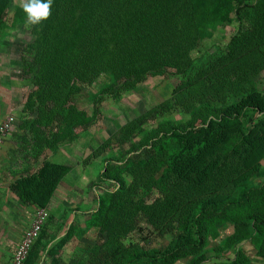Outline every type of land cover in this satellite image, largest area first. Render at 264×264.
I'll return each instance as SVG.
<instances>
[{
	"label": "trees",
	"instance_id": "trees-1",
	"mask_svg": "<svg viewBox=\"0 0 264 264\" xmlns=\"http://www.w3.org/2000/svg\"><path fill=\"white\" fill-rule=\"evenodd\" d=\"M235 22L247 26L241 23L244 29L226 54L194 77L197 90L188 100L199 107L188 120L162 118L172 109L160 106L119 131L120 144L131 145L119 149L117 160H107L102 179L114 188L98 197L78 235L98 234L93 245H85L100 251L102 264H203L236 248L229 264H251L242 244L264 264V96L256 84L264 70V0H53L49 18L29 24L37 36L30 47L50 60L41 107L68 129L58 146L72 143L77 128L94 122L72 104L82 85L109 75L112 83L103 93L128 92L168 70L185 76L195 67V49ZM24 23L22 7L0 0V34ZM246 111L254 115L251 128L241 120ZM67 172L45 161L13 189L24 203L47 208ZM257 178L262 182L255 184ZM47 228L46 223L24 264H34L46 250ZM75 229L72 223L48 253H59ZM176 229L169 245L150 248L155 235ZM217 240L218 246L209 247Z\"/></svg>",
	"mask_w": 264,
	"mask_h": 264
},
{
	"label": "rangeland",
	"instance_id": "rangeland-1",
	"mask_svg": "<svg viewBox=\"0 0 264 264\" xmlns=\"http://www.w3.org/2000/svg\"><path fill=\"white\" fill-rule=\"evenodd\" d=\"M14 2L21 7V0ZM8 11L7 24L10 25L13 9ZM241 23L235 22L232 26L219 28L211 38L203 41L192 53L195 60L194 69L185 76L168 70L162 76L149 77L128 92L103 93L112 83L109 75L89 85H82V91L76 93L72 104L95 117L94 122L88 127L77 128L75 141L58 146V139L68 131L67 126L62 118L50 114L48 107H41V101L47 99L42 93V88L48 76L50 60L43 58L44 54L42 58L36 56V53L42 51L30 47L34 45L37 36L29 23L20 24L16 29L10 26L0 34V124L4 118L12 115L15 121L18 118V126L24 129V136L15 138L16 142L24 138L27 142L23 147L16 144V152L21 153L17 158L24 160L25 157H31L29 154L44 153L46 149L49 155H53L50 160L45 161L68 168L67 174L52 193L51 204L47 205L50 216L47 230L51 236L47 239L46 250L39 254V259L34 264H88V261H91V264L103 263V260H99L100 251L94 253L85 245H93L98 234L91 231L81 237L78 235L79 230H86V220L96 210L98 197L114 188L113 184L102 179V173L109 163L107 160H117L120 158V150L126 151L131 145V141L120 144L122 139L118 136L119 131L146 111L160 106H164L165 112L172 109L168 114H162V118L188 120L191 112L199 107V104L196 107L188 100V97H191L188 94H195L197 90L194 85L197 71L209 68L226 54L233 36L247 26V23H242L245 24L242 27ZM33 57L40 60L34 61ZM38 84L40 88L35 89ZM256 84L258 92L264 96V70L256 77ZM261 116L262 114H259L257 118L260 119ZM253 117L252 111H246L241 120L246 127L251 128L254 122L248 121ZM150 124L146 127L149 128ZM16 133L21 135L17 131ZM11 134L15 136L14 130L4 140H8ZM119 145L123 147L120 148ZM45 161H36L38 169ZM260 171L264 172V157L260 159ZM261 182L262 178H257L255 184ZM36 208L38 209V206ZM72 223L76 228L75 237L67 241L59 253H48L60 244ZM176 233L177 229L167 235H155L149 244L150 248L166 247ZM219 243L220 240L212 241L209 247L214 248ZM242 248L250 257L251 264H263L248 244H242ZM94 249L96 250L95 246L92 250ZM237 250L238 248L224 251L203 264H229L236 260ZM177 264H191V261L182 260Z\"/></svg>",
	"mask_w": 264,
	"mask_h": 264
},
{
	"label": "crops",
	"instance_id": "crops-1",
	"mask_svg": "<svg viewBox=\"0 0 264 264\" xmlns=\"http://www.w3.org/2000/svg\"><path fill=\"white\" fill-rule=\"evenodd\" d=\"M18 125L19 121L16 118L12 128L15 136L11 134L9 139L3 140L4 142L0 145V264H11L15 251L31 226L37 211L35 205L24 203L18 197L13 185L22 176L38 170L36 161L41 163L50 160L53 155H49V151L45 149L44 153L34 152L33 155L29 154L30 158L25 157L24 160L17 158L21 153L16 152V144L22 147L27 144L25 138L16 142V137L24 136L22 133L24 129ZM16 131L21 135H18ZM30 147L29 145L28 148ZM13 230L15 232H12Z\"/></svg>",
	"mask_w": 264,
	"mask_h": 264
},
{
	"label": "built area",
	"instance_id": "built-area-1",
	"mask_svg": "<svg viewBox=\"0 0 264 264\" xmlns=\"http://www.w3.org/2000/svg\"><path fill=\"white\" fill-rule=\"evenodd\" d=\"M15 118L12 115L7 116L0 124V144L12 131L15 125ZM49 219V212L46 208H38L35 218L25 232L20 244L18 245L13 256L11 264H24L33 249L37 239L39 238L43 227Z\"/></svg>",
	"mask_w": 264,
	"mask_h": 264
},
{
	"label": "clouds",
	"instance_id": "clouds-1",
	"mask_svg": "<svg viewBox=\"0 0 264 264\" xmlns=\"http://www.w3.org/2000/svg\"><path fill=\"white\" fill-rule=\"evenodd\" d=\"M53 0H21V7L31 25H38L51 14Z\"/></svg>",
	"mask_w": 264,
	"mask_h": 264
}]
</instances>
